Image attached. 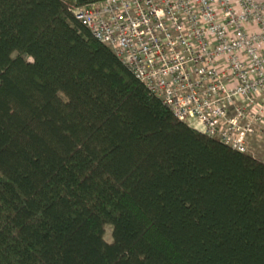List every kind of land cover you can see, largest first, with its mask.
Returning <instances> with one entry per match:
<instances>
[{
    "label": "trees",
    "instance_id": "trees-1",
    "mask_svg": "<svg viewBox=\"0 0 264 264\" xmlns=\"http://www.w3.org/2000/svg\"><path fill=\"white\" fill-rule=\"evenodd\" d=\"M100 1L0 0V264H264V160L178 120Z\"/></svg>",
    "mask_w": 264,
    "mask_h": 264
},
{
    "label": "built area",
    "instance_id": "built-area-1",
    "mask_svg": "<svg viewBox=\"0 0 264 264\" xmlns=\"http://www.w3.org/2000/svg\"><path fill=\"white\" fill-rule=\"evenodd\" d=\"M76 18L174 116L249 152L264 128V0H103Z\"/></svg>",
    "mask_w": 264,
    "mask_h": 264
},
{
    "label": "rangeland",
    "instance_id": "rangeland-1",
    "mask_svg": "<svg viewBox=\"0 0 264 264\" xmlns=\"http://www.w3.org/2000/svg\"><path fill=\"white\" fill-rule=\"evenodd\" d=\"M249 151H251L252 153H255V155H257V157L262 158V154H264V139L262 140V142H260V140H252L250 145H249ZM106 229V240L107 241H112V228L110 225H106L105 227Z\"/></svg>",
    "mask_w": 264,
    "mask_h": 264
},
{
    "label": "crops",
    "instance_id": "crops-1",
    "mask_svg": "<svg viewBox=\"0 0 264 264\" xmlns=\"http://www.w3.org/2000/svg\"><path fill=\"white\" fill-rule=\"evenodd\" d=\"M264 129V128H263ZM260 140V142H262V140L264 139V130H263V132H262V136H261V138H258V137H255V136H252V138H250V142H249V145H250V143H251V141L252 140ZM251 152V151H250ZM264 153V152H263ZM254 155H255V153H253ZM262 155H264V154H262ZM256 157H257V155H255ZM259 158V157H258ZM259 159H261V160H264V156H262V158H259Z\"/></svg>",
    "mask_w": 264,
    "mask_h": 264
},
{
    "label": "clouds",
    "instance_id": "clouds-1",
    "mask_svg": "<svg viewBox=\"0 0 264 264\" xmlns=\"http://www.w3.org/2000/svg\"><path fill=\"white\" fill-rule=\"evenodd\" d=\"M30 60L32 59V58H29Z\"/></svg>",
    "mask_w": 264,
    "mask_h": 264
}]
</instances>
